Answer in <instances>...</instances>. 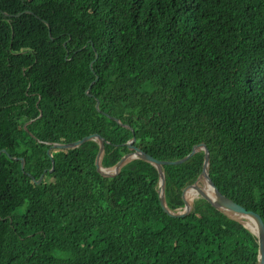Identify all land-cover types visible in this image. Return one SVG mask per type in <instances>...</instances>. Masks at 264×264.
Instances as JSON below:
<instances>
[{
    "label": "trees",
    "instance_id": "trees-1",
    "mask_svg": "<svg viewBox=\"0 0 264 264\" xmlns=\"http://www.w3.org/2000/svg\"><path fill=\"white\" fill-rule=\"evenodd\" d=\"M93 134L104 168L132 139L159 161L205 143L219 191L264 221V0H0V264H259L203 199L168 216L151 164L105 178L97 142L51 149ZM204 155L163 167L173 212Z\"/></svg>",
    "mask_w": 264,
    "mask_h": 264
},
{
    "label": "water",
    "instance_id": "water-1",
    "mask_svg": "<svg viewBox=\"0 0 264 264\" xmlns=\"http://www.w3.org/2000/svg\"><path fill=\"white\" fill-rule=\"evenodd\" d=\"M50 33V31H49ZM98 107V105H97ZM97 142L99 145V152L96 158V166L99 174H101L105 178H114L120 174L121 169L131 163L134 160H142L154 166L159 174V185H158V195L160 199V205L162 210L172 218H185L192 211L191 199L189 196L192 194L198 196V198L203 199L207 203H209L213 208L222 214L227 215L229 218L237 220L234 216H239L240 218L248 221V225L243 224L245 228H247L258 241V262L259 264H264V221L262 217L253 212L248 211L243 206L235 203L230 198L223 195L219 189L216 187L215 183L211 180L210 177V152L207 148V145L201 143L193 147L192 152L187 155L185 158L178 161H159L149 154L145 153L142 149L135 146V139L129 141L126 146L130 150V153L121 158V160L112 168L106 169L100 166L104 152H105V139L98 134H93L84 139L69 143V144H54L51 149H60V150H70L77 149L82 145L88 142ZM5 152V151H3ZM204 152V162L203 169L200 176L197 178L196 182L193 185H188L182 191V201L184 206L182 209H177L175 212L170 210L166 204L165 200V187H166V176L163 171L164 166H179L185 164L189 160H191L196 154ZM50 153V151H48ZM54 165V162H52ZM24 161H22V168L24 167ZM44 175L40 177V179L36 182L40 184L43 181ZM201 183L203 187H200L198 184Z\"/></svg>",
    "mask_w": 264,
    "mask_h": 264
},
{
    "label": "rangeland",
    "instance_id": "rangeland-1",
    "mask_svg": "<svg viewBox=\"0 0 264 264\" xmlns=\"http://www.w3.org/2000/svg\"><path fill=\"white\" fill-rule=\"evenodd\" d=\"M201 144V143H200ZM205 144V143H204ZM199 145V144H198ZM100 166H102V163L100 164ZM103 167V166H102ZM104 168V167H103ZM200 176V175H199ZM200 187H203V185L201 184V183H199L198 184ZM198 198V196H196V195H194V194H192L191 196H189V199H191V204L193 205V203H194V201L196 200ZM233 217L234 218H236L237 220H239V221H241L243 224H246V225H248V221H246V220H244V219H242V218H240L239 216H234L233 215Z\"/></svg>",
    "mask_w": 264,
    "mask_h": 264
},
{
    "label": "clouds",
    "instance_id": "clouds-1",
    "mask_svg": "<svg viewBox=\"0 0 264 264\" xmlns=\"http://www.w3.org/2000/svg\"><path fill=\"white\" fill-rule=\"evenodd\" d=\"M54 149V148H53ZM103 160V159H102ZM102 163V162H101ZM112 168V167H111ZM106 169H109V168H106ZM44 179V178H43ZM193 185V184H192ZM198 199H201V198H197L196 200H198ZM192 207H193V205H192ZM237 221H239V220H237ZM239 222H241V221H239Z\"/></svg>",
    "mask_w": 264,
    "mask_h": 264
},
{
    "label": "flooded vegetation",
    "instance_id": "flooded-vegetation-1",
    "mask_svg": "<svg viewBox=\"0 0 264 264\" xmlns=\"http://www.w3.org/2000/svg\"><path fill=\"white\" fill-rule=\"evenodd\" d=\"M159 185V184H158Z\"/></svg>",
    "mask_w": 264,
    "mask_h": 264
}]
</instances>
